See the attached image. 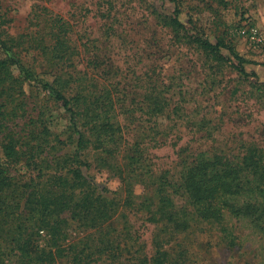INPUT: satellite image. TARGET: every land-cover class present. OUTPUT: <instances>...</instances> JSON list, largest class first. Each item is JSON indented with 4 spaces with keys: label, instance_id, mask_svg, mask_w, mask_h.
Here are the masks:
<instances>
[{
    "label": "rangeland",
    "instance_id": "374dc122",
    "mask_svg": "<svg viewBox=\"0 0 264 264\" xmlns=\"http://www.w3.org/2000/svg\"><path fill=\"white\" fill-rule=\"evenodd\" d=\"M177 2L188 32L233 45L250 60V75L178 29L174 0H0V39L20 51L18 59L51 83L86 69L65 85L67 94L89 89L106 102L112 98L122 125L116 156L87 151L88 167L81 159L102 195L115 199L99 234L72 219L71 211L55 233L23 201L19 218L0 215V264H156L164 249L180 264H264L263 233L233 216L223 225L201 220L180 182L184 162L201 152L237 162L256 149L264 163V0ZM52 16L69 24L71 49L63 60L52 48L43 55L25 50L30 32H39L43 44L56 43L46 21ZM15 73L16 80L0 85V151L11 140L17 145L22 159L15 172L26 192L71 168L66 161L77 150L78 134L49 92ZM166 181L178 185L172 196L180 213H192L187 230L158 219L157 190Z\"/></svg>",
    "mask_w": 264,
    "mask_h": 264
},
{
    "label": "trees",
    "instance_id": "16d2710c",
    "mask_svg": "<svg viewBox=\"0 0 264 264\" xmlns=\"http://www.w3.org/2000/svg\"><path fill=\"white\" fill-rule=\"evenodd\" d=\"M174 2L172 20L178 29L188 33L192 41L204 52L230 62L241 74L250 75L245 68V64L251 63L250 60L239 54L233 45L224 40L214 43L199 33L188 32L186 25L179 19L181 7L177 0ZM46 21L50 26L48 34H52L56 43L43 44L39 42L41 38L37 34L39 32H30L27 33L30 39L25 50L43 55L52 48L54 57L63 60L68 57L71 49L68 44L69 24L57 16H52ZM13 47L15 46L0 39V85L6 87L11 84L16 80L15 72H18L25 80L36 82L41 89L49 92L69 115L73 130L78 134L77 150L66 161L71 162L69 164L71 168L66 169L65 174L62 171L63 174L47 180L43 186L39 183L34 190L24 192L18 186L15 172L22 156L13 140L3 143L0 151V215L8 214L19 218L25 201V208L30 213L39 212L42 223L55 230V233H61L62 225L66 223V218L62 217L63 213L71 211L72 219L88 228H95L99 234V222L104 224L106 218L112 215L115 199L103 196L96 181L85 174L81 165L83 160L88 167V161L84 159L87 151L100 150L109 157L116 156L119 151L118 140L122 133V125L119 119H116L112 98L111 103L106 102L108 99L105 95L91 92L89 89L84 90V93L78 92L69 96L65 85L77 80L75 75L81 79L82 75L88 74L86 69H76L75 75L70 73L59 75L51 83L40 77L35 67L18 59L20 51L14 50ZM222 49H228L229 55L224 54ZM251 75L256 76V72H252ZM80 100L84 102L81 104ZM230 158L228 155L201 152L192 162H184L180 182L188 194L189 203L195 207L192 213L201 220L219 225L225 224L228 216L248 220L253 229L264 234V172L258 173L256 170L259 166L264 167V163L260 165L256 149L251 150L249 155L237 162ZM119 176L125 179L123 172ZM130 184L129 196L133 194ZM177 187L178 185L166 181L164 186L158 188L159 198L155 211L159 214L158 219L163 220L167 228L173 227L183 231L190 227L192 213L184 211L182 214L175 206L172 195L177 192ZM21 193L27 195L24 198L17 195ZM50 218L56 220L50 222ZM24 244L25 242L22 246ZM97 249L100 253L104 251L101 247ZM155 261L156 264H180L179 260L171 257L166 249L162 252L157 251Z\"/></svg>",
    "mask_w": 264,
    "mask_h": 264
},
{
    "label": "built area",
    "instance_id": "2783aa9c",
    "mask_svg": "<svg viewBox=\"0 0 264 264\" xmlns=\"http://www.w3.org/2000/svg\"><path fill=\"white\" fill-rule=\"evenodd\" d=\"M247 30L249 31V34L251 36H253L254 38L257 37L258 31H257L256 27H254V26L251 25V26H248V29Z\"/></svg>",
    "mask_w": 264,
    "mask_h": 264
}]
</instances>
